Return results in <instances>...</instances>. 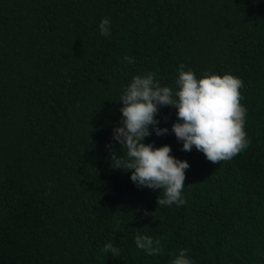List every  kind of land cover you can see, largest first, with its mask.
I'll return each mask as SVG.
<instances>
[{
	"label": "trees",
	"instance_id": "1",
	"mask_svg": "<svg viewBox=\"0 0 264 264\" xmlns=\"http://www.w3.org/2000/svg\"><path fill=\"white\" fill-rule=\"evenodd\" d=\"M181 63L243 83L250 143L212 166L170 130L145 137L189 164L185 203L162 206L105 145L131 76L175 88ZM175 112L159 107L157 126ZM180 249L192 264H264V0H0V264H171Z\"/></svg>",
	"mask_w": 264,
	"mask_h": 264
},
{
	"label": "clouds",
	"instance_id": "2",
	"mask_svg": "<svg viewBox=\"0 0 264 264\" xmlns=\"http://www.w3.org/2000/svg\"><path fill=\"white\" fill-rule=\"evenodd\" d=\"M111 25L110 18L102 17L97 25L99 34L109 36ZM123 60L132 64L134 58L124 56ZM155 75L147 71L131 76L117 99L121 104L119 124L112 127L105 148L114 165L112 168L128 171L129 180L135 186L163 190L157 203L181 206L185 203L182 189L189 164L170 155L169 145L154 147L152 142L144 143V138L150 134H167L170 130L181 142L180 150L195 147L212 166L230 163L250 143L244 132L247 113L240 106L244 85L227 72L223 75L205 72L197 78L192 69L185 70L183 63L177 67L175 88L161 85ZM163 106L176 109L177 119L170 129L157 126L156 114ZM113 141L124 149L119 156L112 150ZM133 239L135 246L149 255L160 251L159 240L150 235L137 233ZM101 251L115 255L119 249L108 241ZM171 264H192V261L180 249Z\"/></svg>",
	"mask_w": 264,
	"mask_h": 264
}]
</instances>
